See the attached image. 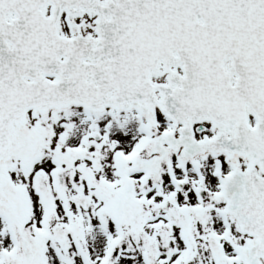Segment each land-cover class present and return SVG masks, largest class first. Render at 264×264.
<instances>
[{
    "label": "snow or ice",
    "instance_id": "obj_1",
    "mask_svg": "<svg viewBox=\"0 0 264 264\" xmlns=\"http://www.w3.org/2000/svg\"><path fill=\"white\" fill-rule=\"evenodd\" d=\"M0 264H264V0H0Z\"/></svg>",
    "mask_w": 264,
    "mask_h": 264
}]
</instances>
